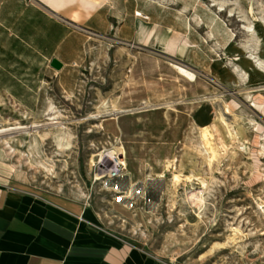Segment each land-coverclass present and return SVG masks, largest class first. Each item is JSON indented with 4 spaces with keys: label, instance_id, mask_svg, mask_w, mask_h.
Listing matches in <instances>:
<instances>
[{
    "label": "rangeland",
    "instance_id": "rangeland-1",
    "mask_svg": "<svg viewBox=\"0 0 264 264\" xmlns=\"http://www.w3.org/2000/svg\"><path fill=\"white\" fill-rule=\"evenodd\" d=\"M154 24L187 38L192 60L152 47ZM216 59L232 81L212 74ZM260 97L264 0H68L56 11L0 0V127H27L0 137V176L88 202L104 229L157 259L264 264V176L249 182L264 174ZM120 146L126 164L112 174L100 153Z\"/></svg>",
    "mask_w": 264,
    "mask_h": 264
},
{
    "label": "crops",
    "instance_id": "crops-1",
    "mask_svg": "<svg viewBox=\"0 0 264 264\" xmlns=\"http://www.w3.org/2000/svg\"><path fill=\"white\" fill-rule=\"evenodd\" d=\"M88 202L0 176V264H171L103 228Z\"/></svg>",
    "mask_w": 264,
    "mask_h": 264
},
{
    "label": "bare ground",
    "instance_id": "bare-ground-1",
    "mask_svg": "<svg viewBox=\"0 0 264 264\" xmlns=\"http://www.w3.org/2000/svg\"><path fill=\"white\" fill-rule=\"evenodd\" d=\"M68 0H45V3L47 6L53 8L55 11L60 10L61 8L65 7V4H67ZM205 6H207L206 3H204ZM209 8V6H207ZM210 13L215 14V11L211 8H209ZM138 15H140L139 12H137ZM144 17L149 18L148 15H145ZM145 22H149L148 20ZM148 41L150 42L151 46L159 49L166 54L170 56H176L178 58H183V59H189L192 60V50L194 49V46L188 42V39H184L181 37V33L176 31L172 26L168 25H153L151 28L148 30ZM238 51H241L240 48L238 47H233L231 45V41L229 43V47L227 49V54L231 56L232 58V52L236 53ZM237 59L242 66H244L247 70L248 73H250L251 76L254 78V74H259L256 71L255 67H252L250 65V60L247 58H235ZM249 63V64H248ZM171 65L175 68V70L184 76H189L191 79H195L196 75L194 74L193 71L189 70L188 68L186 69L184 66L180 65L177 62H171ZM212 74L220 79L223 82H230L234 79V75L229 71L228 67L224 63L223 60L221 59H216L215 63L212 66ZM259 102L262 103V109L264 111V97L257 98ZM236 103L234 101H231V104H228L227 109H231L230 107H234ZM52 123H57L58 120L56 119L57 116H50L49 117ZM207 126H204V132H207L206 129ZM16 128H27V127H22V126H1L0 127V137H2L3 134L8 133L12 129ZM263 128V125H258L256 129V134L253 139V143L256 145H262V152L264 153V143H261L260 141V132L261 129ZM28 130V129H27ZM210 147V155H209V161L213 160L214 157L217 155L216 148L214 146H209ZM118 152L114 153L113 151H107L106 153L102 152L100 153V157H110L112 160V163L114 164V167L118 170L124 168V165L126 164L124 159H122V153L123 149L122 146L118 147ZM243 153L239 151V156H241ZM264 158V155H263ZM264 174L261 173H253L252 179L249 182L253 183H258L262 181V177ZM179 174H175V180H180ZM191 195L197 196V194L192 193ZM245 236L243 234H238L236 236V241H244Z\"/></svg>",
    "mask_w": 264,
    "mask_h": 264
},
{
    "label": "water",
    "instance_id": "water-1",
    "mask_svg": "<svg viewBox=\"0 0 264 264\" xmlns=\"http://www.w3.org/2000/svg\"><path fill=\"white\" fill-rule=\"evenodd\" d=\"M51 64L55 67V68H61L63 66L62 61H60L58 58H53L51 60Z\"/></svg>",
    "mask_w": 264,
    "mask_h": 264
},
{
    "label": "built area",
    "instance_id": "built-area-1",
    "mask_svg": "<svg viewBox=\"0 0 264 264\" xmlns=\"http://www.w3.org/2000/svg\"><path fill=\"white\" fill-rule=\"evenodd\" d=\"M123 169V168H122ZM121 169H119V167H118V170L114 167V165H113V168L110 170V171H112V174H116L118 171H120Z\"/></svg>",
    "mask_w": 264,
    "mask_h": 264
}]
</instances>
